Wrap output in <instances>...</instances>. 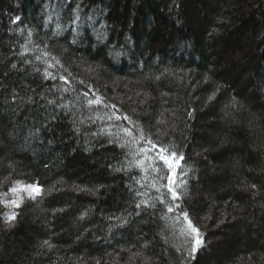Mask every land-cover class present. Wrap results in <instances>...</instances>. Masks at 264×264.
Segmentation results:
<instances>
[{"label":"trees","instance_id":"16d2710c","mask_svg":"<svg viewBox=\"0 0 264 264\" xmlns=\"http://www.w3.org/2000/svg\"><path fill=\"white\" fill-rule=\"evenodd\" d=\"M132 122L184 156L191 256L131 163L145 142L121 147ZM16 181L43 194L0 203V264H264V0H0V193Z\"/></svg>","mask_w":264,"mask_h":264},{"label":"snow or ice","instance_id":"6c2138e0","mask_svg":"<svg viewBox=\"0 0 264 264\" xmlns=\"http://www.w3.org/2000/svg\"><path fill=\"white\" fill-rule=\"evenodd\" d=\"M81 8V4L76 5V15L73 19V24H76L77 21L80 20L79 10ZM17 20L20 18L17 17ZM89 21L92 20V17L88 18ZM59 27V26H58ZM103 28V25L101 26ZM76 31V28L72 29ZM95 31V29H94ZM29 36H31V32H29ZM96 38L98 41L103 42L106 38L102 32H97ZM75 42V40L73 41ZM50 53L47 50H43L41 55L36 57L37 60H42L44 57H48ZM53 60H56L55 57H52ZM56 63L59 64V60H56ZM52 65L49 64V67ZM15 67V65H13ZM52 74L45 70V78L51 77ZM54 78V77H52ZM61 79H65L61 77ZM67 82V81H66ZM87 95V93H85ZM99 103L100 99L97 98L95 101H89L91 103ZM51 103V102H50ZM113 107H115L113 105ZM191 115V113H189ZM124 119L131 121L130 117H124ZM134 127L136 128V132L139 135H136L132 129L127 127H123L119 129L126 137L129 139L127 140L126 144L121 145V147H125L130 144H139L140 141L145 142L144 147H137L132 152L133 160L131 163L134 164L135 167L139 168L141 172L145 173V178L149 173H155V177L151 181V187L155 188V190L160 193V196L157 197L161 203L167 204V202L162 199L163 193L161 192V188H166L168 193L170 194V199L172 201L171 204H167V211L169 213L177 212L175 217L176 222L180 224V234L190 238V253H196L200 247L203 246V233L200 229L195 225L193 220L190 218L189 212L186 209L181 208L179 201L185 195L179 191L181 185L187 184V181L181 178V175L186 174L183 173V166L181 165V161L184 160V156L182 153H178L175 148L157 144L154 142L151 137H149L143 130V128L135 125V122H132ZM110 135L112 133H109ZM112 142V141H110ZM150 146V147H149ZM156 149L154 155H150V153ZM181 169V173L177 174V169ZM119 170V169H117ZM161 180H166V184L159 183ZM177 181H179L177 183ZM139 183V181H137ZM143 186V185H142ZM252 188H255L256 185H251ZM9 193L13 194L16 198H11ZM43 194V189L38 183H24L23 181H16L14 186L9 188L7 192L0 193V203L5 204L6 207L9 208H18L23 203L25 195L29 199H36V197L41 196ZM138 195L140 193H137ZM141 204L146 206H154L149 205L147 200H142L140 204H137V207H140ZM17 217L16 212H12L10 215L5 216L6 221H14ZM12 225L9 224V227Z\"/></svg>","mask_w":264,"mask_h":264}]
</instances>
